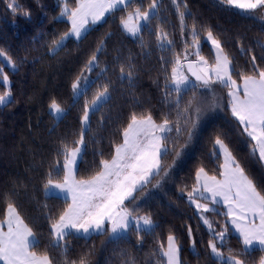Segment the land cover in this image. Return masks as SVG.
Masks as SVG:
<instances>
[{"label": "trees", "instance_id": "trees-1", "mask_svg": "<svg viewBox=\"0 0 264 264\" xmlns=\"http://www.w3.org/2000/svg\"><path fill=\"white\" fill-rule=\"evenodd\" d=\"M151 0H131L130 7L118 8L110 12L99 24L92 26L79 40L69 38L65 46L55 54L50 51L52 41L70 29V21L61 16L65 0H18L31 15L24 17L12 14L6 0H0V49H3L17 65L9 71L11 77L12 101L0 106V219H3L6 205L12 202L20 215L36 233L40 246L33 249L37 253L47 250L56 258L58 250L49 246V221L46 213L58 215L67 207L65 198L46 197L43 190L48 171L58 157L62 142L72 144L81 130V116L84 103L91 100L101 84L110 83L112 99L99 112H90V131L85 132L86 148L77 166V179H87L98 169L101 153L110 158L113 145L121 142L120 130L126 125L131 112L151 111L154 118H160L168 108L162 104L165 72L160 60H167L171 53L161 52L156 47L153 34L142 29L145 47L138 39L131 37L121 27V18L134 8H147ZM185 22L211 28L221 40L225 51L232 58L237 71L250 73V55L241 53L240 48L251 49L256 55V63L264 68V50L257 41L264 43V22L251 19L245 13L219 5L216 0H186ZM68 7L75 8V0H67ZM259 11V10H258ZM159 17L152 21L155 30L160 26L169 33L175 44V51L183 49L179 28V18L172 0H158ZM185 39H190L187 32ZM201 54L210 62L213 50L204 35H201ZM103 44V52L96 50ZM191 51V49H190ZM96 54L100 67H107L106 79L98 78L99 69L92 87L86 96L73 99L72 83L86 70L89 58ZM119 57V60H117ZM129 63L135 65L134 86L118 79L119 67ZM234 78L239 81L234 73ZM5 85L0 82V94ZM215 92L222 98L223 109L210 111V117L198 130H193L190 143L183 149L182 160L172 164L170 155L164 164L172 165L167 176L152 180L144 190L137 191L135 208L138 215L148 214L154 225V232L140 233L138 239L133 231L125 238L113 241L109 234L93 233L88 236L65 238L68 244V258L76 260L84 253H90V264H166L160 245L164 248L169 234L177 238L180 247L181 264H214L209 256L207 242L211 238L207 226L198 216V210L187 198L196 184L195 174L204 167L209 175L219 176L223 163L222 156L213 155V141L217 135L226 139L233 154L240 161L258 189L264 191V165L251 154L254 141L241 134L240 126L226 106V89L216 86ZM211 94H209V99ZM52 99L65 108V113L56 119L49 110ZM78 100V102H76ZM183 143V140H181ZM62 162V161H61ZM59 179V177H56ZM157 180L159 186H157ZM204 202L205 200H201ZM70 203V201H68ZM207 202V201H205ZM128 204V202H125ZM47 204V209L42 206ZM129 207L133 205L129 204ZM217 212L204 213L219 231L227 224V248L237 252L242 244L239 236L229 225L222 205H213ZM196 240L195 252L188 235ZM198 253V254H197ZM264 252L255 248L250 255L242 257L246 264H259ZM58 264V262H57Z\"/></svg>", "mask_w": 264, "mask_h": 264}, {"label": "snow or ice", "instance_id": "snow-or-ice-1", "mask_svg": "<svg viewBox=\"0 0 264 264\" xmlns=\"http://www.w3.org/2000/svg\"><path fill=\"white\" fill-rule=\"evenodd\" d=\"M6 2L12 14L30 17L31 13L18 0ZM216 2L239 10L251 19L264 22V0ZM75 3L76 7L70 9L65 0L61 16H66L71 26L67 32L52 41L50 51L53 54L62 49L70 37L79 40L88 31L89 23L96 24L103 19L105 13L130 7V0H75ZM172 3L179 18L183 44L181 52L175 51L173 40L162 27L157 26L155 30L152 28V21L159 17L158 0H151L143 10L140 7L134 8L120 21L124 32L138 39L142 48L145 44L141 31L147 29L154 35L157 49L171 53L167 60L164 56L160 57L165 72L162 104L167 106L168 111L162 113L159 120L148 110L131 112L126 125L120 130L121 142L113 145L110 158L104 159L101 153L95 173L87 179H77L76 162L78 158H82L86 148L85 132L91 130L89 113L99 112L112 99L111 82L101 84L92 99L84 103L78 139L72 144L62 142L58 152L60 159L55 160L43 183L46 197H54L59 192L67 203V207L58 215L50 212L45 214V219L49 221V246L58 250L59 255L53 258L47 250L43 253L33 250L40 246L36 233L25 223L16 205L8 202L4 217L0 219V262L3 264H90V253L87 252L76 260L68 258L66 237L87 236L98 232L109 234L116 241L125 238L130 230L136 233L138 239H142L141 232H154L156 225L151 216L137 214L135 203L138 197L134 193L138 190L142 192L152 180L167 176L172 165L164 164L163 161L171 155L174 165L183 149L191 142L193 130L203 116L209 111L223 109L225 104L222 98L216 96L214 85L227 90L226 106L237 126H240L241 134H246L250 141H254L251 154L264 165V68L256 63V55L251 54V49L241 46V53L250 55L252 70L250 73L237 71L232 58L211 28L201 26L198 30L194 22L191 25L185 22L186 15L190 16V13L181 10L182 7L187 9L186 0H172ZM185 32L190 39L184 38ZM202 34L213 49L211 63L200 52ZM256 43L264 50V43ZM103 50L104 46L101 44L96 52ZM190 55L195 58L189 59ZM0 57H4L13 69L16 68L15 62L3 49H0ZM85 68L88 72L99 69L97 76L102 79H106L109 71L107 67H100L96 54L89 58ZM134 69L135 65L129 63L126 71L121 64L118 79L121 82L127 81L130 87L134 86ZM186 73H190L194 80ZM234 73L239 81L234 78ZM0 82L9 85L8 90L0 94V106H6L13 101L9 77L2 66ZM93 83L87 76H83L82 84L81 77H78L72 83L74 97L86 96ZM49 109L57 118L65 112L56 99L51 100ZM213 155L217 159L223 157V163L219 165L222 169L219 176L209 175L204 167H200L195 174L196 184L188 192L187 198L198 210L202 223L207 226L211 237L207 248L214 264H246L242 257L250 255L256 247L264 252V191L258 189L226 139L220 135L214 138ZM201 200L207 203H201ZM129 204L133 207H129ZM209 204L226 206L227 211L223 214L230 218L231 225L239 234L242 244L240 251L227 248V255L223 251L227 246V224L219 231L213 227V222L204 213L217 212V209ZM42 207L47 209L48 206L44 204ZM188 235L192 238L190 226ZM191 242L195 252L196 240L192 238ZM160 251L162 257L166 258V264H181L180 247L174 235H168L167 247L165 249L161 244ZM126 264H134V261ZM259 264H264V256Z\"/></svg>", "mask_w": 264, "mask_h": 264}, {"label": "rangeland", "instance_id": "rangeland-1", "mask_svg": "<svg viewBox=\"0 0 264 264\" xmlns=\"http://www.w3.org/2000/svg\"><path fill=\"white\" fill-rule=\"evenodd\" d=\"M131 1V0H130ZM64 6H65V4H63V8H64ZM105 16H106V14H105ZM103 17V19L102 20H104L106 17ZM98 22H101V21H98ZM142 23V22H141ZM94 25H97V24H91V23H89V25L87 26V28H88V30L92 27V26H94ZM88 32V31H87ZM86 33H84L82 36H84ZM81 36V37H82ZM70 38H72V39H75L74 37H70ZM200 49H201V43H200ZM202 55V54H201ZM195 57H193V56H189V59H194ZM210 62V61H209ZM211 63V62H210ZM0 66H2L3 67V71H4V73H6L7 75H8V77H9V81H10V87H11V77H10V73H9V71H14L15 69H13L11 66H9L8 64H7V61H6V59L4 58V57H0ZM16 67H17V65H16ZM83 75H81L80 77H81V82H82V84H83V76H87L88 77V80L89 81H93L94 79H95V77H96V74L95 73H93V71L92 72H88L87 70H85L83 73H82ZM186 74H188L189 76H190V74L189 73H186ZM190 79H192V80H194L191 76H190ZM8 87H9V85H5V91L6 90H8ZM213 88L215 89L216 88V85H214L213 86ZM216 93V92H215ZM226 93H227V90H226ZM216 96L218 97V95L216 94ZM79 96H77V97H74V94H73V99H76V98H78ZM65 109V108H64ZM50 110V109H49ZM216 111L218 110V109H215ZM51 112V111H50ZM65 113V112H64ZM231 113V112H230ZM90 114V113H89ZM63 116V115H62ZM62 116H60L59 118H61ZM56 119H59V118H57L56 116H54ZM208 117H210V111L209 112H207L204 116H203V118L200 120V122H199V124L197 125V127L195 128L196 130H198L199 128H201L202 126H203V122L208 118ZM223 158V157H222ZM179 160H182V155H181V157L179 158ZM76 170H77V168H76ZM201 203H207V202H202V201H200ZM209 206L210 207H213V205L212 204H209ZM226 208V207H225ZM227 209V208H226ZM232 227V226H231ZM233 229V228H232ZM233 231L236 233V231L233 229ZM237 234V233H236ZM166 247H167V244H166ZM166 247H165V249H166ZM227 255V254H226Z\"/></svg>", "mask_w": 264, "mask_h": 264}, {"label": "crops", "instance_id": "crops-1", "mask_svg": "<svg viewBox=\"0 0 264 264\" xmlns=\"http://www.w3.org/2000/svg\"><path fill=\"white\" fill-rule=\"evenodd\" d=\"M110 12H108V13H105L106 14V16L105 17H107V15L109 14ZM101 22L103 21V20H100ZM101 22H97L96 24H99V23H101ZM210 43V42H209ZM213 50V49H212ZM79 161H80V158H78L77 159V162H76V168H77V166H78V163H79ZM56 196H60V197H63L64 198V196H63V194H61V193H59V192H57L56 193ZM223 206V208L225 209V212L227 211V209L225 208L226 206H224V205H222ZM228 221H229V225H230V227L232 226L231 225V222H230V218H228ZM105 227L107 228L108 227V225L106 224L105 225ZM231 228H233L234 230H235V228L232 226ZM232 229V230H233ZM236 231V230H235ZM93 233H98V232H92L91 234H93ZM237 233V232H236ZM90 234V235H91ZM237 235L239 236V234L237 233ZM88 236V235H87ZM256 248H259V247H256ZM180 256V255H179ZM0 264H3V262H0Z\"/></svg>", "mask_w": 264, "mask_h": 264}, {"label": "water", "instance_id": "water-1", "mask_svg": "<svg viewBox=\"0 0 264 264\" xmlns=\"http://www.w3.org/2000/svg\"><path fill=\"white\" fill-rule=\"evenodd\" d=\"M190 74V73H189ZM194 79V77H192Z\"/></svg>", "mask_w": 264, "mask_h": 264}]
</instances>
